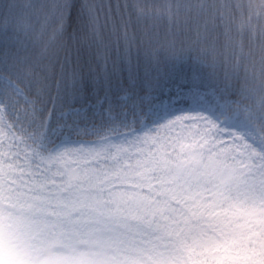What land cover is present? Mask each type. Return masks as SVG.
I'll return each mask as SVG.
<instances>
[{
	"label": "snow or ice",
	"instance_id": "1",
	"mask_svg": "<svg viewBox=\"0 0 264 264\" xmlns=\"http://www.w3.org/2000/svg\"><path fill=\"white\" fill-rule=\"evenodd\" d=\"M0 264H264V0H8Z\"/></svg>",
	"mask_w": 264,
	"mask_h": 264
},
{
	"label": "clouds",
	"instance_id": "2",
	"mask_svg": "<svg viewBox=\"0 0 264 264\" xmlns=\"http://www.w3.org/2000/svg\"><path fill=\"white\" fill-rule=\"evenodd\" d=\"M8 6V0H3V3H0V9L7 8Z\"/></svg>",
	"mask_w": 264,
	"mask_h": 264
}]
</instances>
